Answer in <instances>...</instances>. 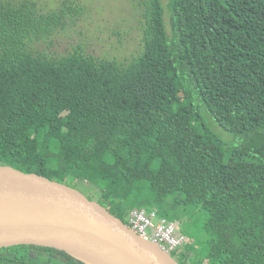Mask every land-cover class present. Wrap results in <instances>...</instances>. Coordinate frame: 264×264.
Wrapping results in <instances>:
<instances>
[{"label":"trees","instance_id":"trees-1","mask_svg":"<svg viewBox=\"0 0 264 264\" xmlns=\"http://www.w3.org/2000/svg\"><path fill=\"white\" fill-rule=\"evenodd\" d=\"M136 7L142 47L122 64L32 51L79 8L38 14L30 0H0V165L20 159L26 174L43 165L61 179L108 181L117 216L128 212L122 201L149 193L160 212L182 193L169 205L205 212L210 256L185 240L178 264H264V0ZM207 117L238 141L227 155ZM0 264L86 263L17 245L0 249Z\"/></svg>","mask_w":264,"mask_h":264},{"label":"water","instance_id":"water-1","mask_svg":"<svg viewBox=\"0 0 264 264\" xmlns=\"http://www.w3.org/2000/svg\"><path fill=\"white\" fill-rule=\"evenodd\" d=\"M17 245L56 249L86 264H178L96 201L0 165V249Z\"/></svg>","mask_w":264,"mask_h":264},{"label":"rangeland","instance_id":"rangeland-1","mask_svg":"<svg viewBox=\"0 0 264 264\" xmlns=\"http://www.w3.org/2000/svg\"><path fill=\"white\" fill-rule=\"evenodd\" d=\"M1 1L16 3L23 0ZM162 1L165 3V0ZM30 2L34 4L38 14L54 12L64 5L77 7L76 9L79 8L77 14H67L65 18H62L61 25L57 26L49 35L32 42L30 44L32 51L56 58L73 51H79L98 59L115 60L122 64L130 62L141 51L142 23L136 7L138 0H30ZM165 22L167 24V13L165 14ZM166 27L168 28V24ZM207 120L212 125V129L218 134L217 136L220 138L225 155H227V150H231V146L237 144L238 141L227 132L221 130L208 117ZM12 160L18 163V167H22L23 164L20 159L12 158ZM26 164L28 165V163ZM18 167L14 166L11 168L17 171L22 170ZM32 168L34 170L32 174L74 189L89 200L100 203L108 211L114 212L113 216L116 215L113 206H109L108 203L112 201L111 197L116 198L117 201L120 198L117 194H112L113 189L108 181L98 183L92 177L87 178L86 176L80 179L67 175V177L61 179L56 175L55 171L47 169L43 165L42 167ZM183 196L182 193L171 194L168 198L169 200H166L167 205L163 206L165 207L164 210H160L157 217L173 222L176 225L174 235L187 240L189 249L196 251L199 255L210 256V253L206 250L207 248L203 247L205 235L202 226L207 218L205 212L194 205L177 204L174 207L169 205L174 200V197L182 198ZM143 197L136 201H122V209L126 212L132 208L150 211L152 208L146 202L149 199V193ZM117 217L128 225V217L126 215ZM157 222L158 219H155L154 223ZM146 232L149 236L152 235V229L148 228ZM220 258L221 256L212 259V261L217 262Z\"/></svg>","mask_w":264,"mask_h":264},{"label":"built area","instance_id":"built-area-1","mask_svg":"<svg viewBox=\"0 0 264 264\" xmlns=\"http://www.w3.org/2000/svg\"><path fill=\"white\" fill-rule=\"evenodd\" d=\"M157 210L130 209L126 216L128 217V227L144 240H149L156 244L162 251L173 255L176 249L185 241L183 237L174 235L176 225L163 218L157 217ZM158 219L157 223L154 220ZM152 229V235L149 236L146 230Z\"/></svg>","mask_w":264,"mask_h":264},{"label":"clouds","instance_id":"clouds-1","mask_svg":"<svg viewBox=\"0 0 264 264\" xmlns=\"http://www.w3.org/2000/svg\"><path fill=\"white\" fill-rule=\"evenodd\" d=\"M128 226V225H127ZM172 256V255H171ZM175 259V258H174ZM176 260V259H175Z\"/></svg>","mask_w":264,"mask_h":264}]
</instances>
